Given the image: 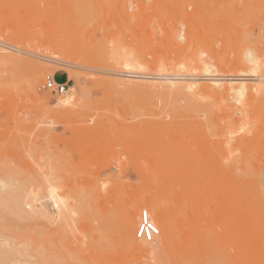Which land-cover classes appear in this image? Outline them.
I'll return each mask as SVG.
<instances>
[{
  "label": "rangeland",
  "instance_id": "rangeland-1",
  "mask_svg": "<svg viewBox=\"0 0 264 264\" xmlns=\"http://www.w3.org/2000/svg\"><path fill=\"white\" fill-rule=\"evenodd\" d=\"M43 30L72 47L73 79L38 43L25 49ZM0 44V264H264V93L251 85L264 81L246 57L264 78V0H0ZM48 76L68 91L45 88ZM239 82L250 99L232 93ZM246 131L263 143L243 155ZM129 207L160 228L146 249L119 235Z\"/></svg>",
  "mask_w": 264,
  "mask_h": 264
},
{
  "label": "bare ground",
  "instance_id": "bare-ground-1",
  "mask_svg": "<svg viewBox=\"0 0 264 264\" xmlns=\"http://www.w3.org/2000/svg\"><path fill=\"white\" fill-rule=\"evenodd\" d=\"M53 29V27H48V30H52ZM48 30H43V32H42V34L44 35L43 37H46L47 39H48V41L46 42V43H42V40H40L39 42H38V40H37V42L36 41H34V42H36V43H30L29 45H28V48H26L27 47V45H25L26 47H25V49H28V50H30V49H35V47L34 46H36V44H37V48L36 49H38V48H43V50L45 51V53L44 54H46V58H43V59H45L46 61H49V62H52V63H57L58 65V70H62V71H65V72H67L68 74H69V78H71V79H73L74 77H76V71H77V69L76 68H78L76 65H72V64H69L68 62H64V61H68V60H71L70 59V50L72 49V47L70 46V45H68L67 43H64L63 41H62V39L60 38V37H58V36H51L50 35V33L48 32ZM36 38V37H35ZM33 42V41H32ZM35 44V45H34ZM0 45H2V46H5L4 44H0ZM23 44H22V46H24ZM42 46V47H41ZM21 47V46H20ZM3 48V47H2ZM24 49V47H21V49ZM9 49V48H8ZM12 50H15V51H17L16 53H23L24 52V50H21L19 47L18 48H11ZM31 50V51H32ZM14 52V51H13ZM42 52V51H41ZM27 53V52H26ZM118 53V52H117ZM117 53H116V55H117ZM9 55H11V57H12V60H13V63L16 65V66H24V65H26L27 63L25 62V61H22L21 59H20V57H18V56H15V55H12V54H9ZM83 55V54H82ZM246 55V54H245ZM59 56H61V58H63L64 57V59H63V61H60V60H62ZM84 56H86V55H84ZM119 56H121V54L119 55ZM75 57V56H74ZM78 57V56H77ZM76 57V58H77ZM89 57V56H88ZM115 57V56H114ZM247 61L248 62H250V63H248V66H252V67H249L250 69H251V73H253L254 75H255V78L257 77L258 79L260 78V80H263L264 81V78H262V75H260V74H255V73H258V71L256 70L255 71V73H254V69H252L253 68V65H251V64H255L256 62H255V59H254V56L252 55V54H250V53H248L247 54ZM73 58V57H72ZM81 58V57H80ZM54 59H59V61L58 60H54ZM81 59H87V58H81ZM42 60V59H41ZM246 60V59H245ZM43 61V60H42ZM85 62H87V61H85ZM48 63V62H47ZM247 64V63H246ZM250 64V65H249ZM14 65V66H15ZM51 65V64H50ZM54 65V64H53ZM59 65H61V66H59ZM55 66H56V64H55ZM131 66V65H130ZM92 67H96L97 68V64H94ZM80 68V67H79ZM175 68H177V67H175ZM242 70H241V68H240V72H235V73H237V75H240V76H248V71H247V69H248V67H244V66H242ZM247 68V69H246ZM76 69V70H75ZM212 69H213V67L211 68V66H206L205 67V73H206V76H210L209 77V79H211V80H213V82L214 81H217V80H220L221 79V74H218V72L217 73H214V72H212ZM194 70V69H193ZM237 71H239V69L237 70ZM203 72V71H202ZM134 73V72H133ZM251 73H249L250 75H251ZM148 74V73H147ZM129 75V74H128ZM127 75V76H128ZM258 75H260V76H258ZM77 76H78V74H77ZM125 76H126V74H125ZM130 76H132V75H130ZM133 76H135V75H133ZM220 76V78H217V77H219ZM139 77V76H138ZM141 77H143V76H141ZM145 77V76H144ZM154 77V76H153ZM156 77H158V76H156ZM78 78V77H77ZM167 78L168 77H166V80H167ZM183 78H185V77H183ZM226 78V77H225ZM236 78V77H235ZM246 78H248V77H246ZM254 78V79H255ZM80 79V78H79ZM126 79V78H125ZM130 79V78H129ZM147 79V78H146ZM168 79H171V78H168ZM186 79V78H185ZM208 79V78H207ZM229 79V78H228ZM239 79H242V78H239ZM245 79V78H244ZM75 80V79H74ZM143 80H145V79H143ZM179 80V79H178ZM190 80H191V78L189 79V82H190ZM223 80V79H222ZM260 80H257V81H260ZM149 81H150V79H149ZM171 81L173 82V86L178 90V88L177 87H179L180 85H178V86H176V82H174L172 79H171ZM79 82V81H78ZM167 83L169 82V81H166ZM178 82H180V81H178ZM245 82V81H244ZM244 82H239L241 85H239V86H237V87H232L231 85V88L233 89V91H232V93L234 92V91H236V92H234V93H236V95H237V98H238V100H240V98H242L240 101H245L244 99L246 98H249L250 99V97H248L249 96V92H247L248 93V95H246L245 94V96L246 97H242L243 95H244V93H246L245 92V90H246V87L245 86H250V85H248V84H246L245 83V85H244ZM261 83H258V85L256 86V84H251L253 87H257L258 88V91H256V90H254L253 92H258V96H260V94H259V92L261 93L262 91H263V93H264V82H262V81H260ZM192 84H194L193 82H191ZM215 83H218V82H215ZM238 83V82H237ZM175 84V85H174ZM178 84V83H177ZM188 85V84H187ZM186 85V86H187ZM214 85V84H213ZM195 86V87H194ZM194 86L193 85H188L187 87H189L190 89L189 90H193L192 88H195L194 90H196V85L194 84ZM197 86H199L198 84H197ZM215 86V88H216V86H218V85H214ZM220 86V85H219ZM168 87V86H167ZM187 87H186V90H188L187 89ZM199 87H202V88H198V90H200V92H202V90L201 89H207V87H208V90L209 89H214V87L213 86H210L209 84H208V86H206L205 87V85L204 86H199ZM209 87H211V88H209ZM226 87V86H225ZM229 86H227L226 88H228ZM180 89H183L184 87L183 86H181V87H179ZM229 90H230V88H228ZM227 89V90H228ZM254 89H256V88H254ZM177 90H175L176 92H178ZM188 90V91H189ZM197 90V91H198ZM226 90V89H225ZM229 90L227 91V93L229 92ZM253 90V89H252ZM184 91V90H183ZM205 91H207V90H205ZM204 91V92H205ZM209 91H214V90H209ZM217 91V90H216ZM179 93V92H178ZM177 93V94H178ZM190 93H192V92H190ZM198 94V92H193V94ZM209 93V92H208ZM216 93V92H215ZM215 93L213 94V95H215ZM218 93V92H217ZM217 93H216V99H219L217 96ZM263 93H261V94H263ZM188 94V93H187ZM186 94V95H187ZM201 95H202V93H200ZM220 95V94H219ZM227 95V94H226ZM254 95H255V93H254ZM190 96H192V95H190ZM221 96H223V95H221ZM220 96V97H221ZM231 96H234L235 97V95H231ZM256 96V95H255ZM193 97V96H192ZM213 97V96H212ZM198 98V97H197ZM236 98V97H235ZM234 98V99H235ZM236 98V99H237ZM256 98V97H255ZM184 99H186V98H184ZM189 99V98H188ZM221 99H222V97H221ZM220 99V100H221ZM223 99L225 100H227V98L226 97H223ZM222 99V100H223ZM248 99V101H250ZM263 99H264V97H263ZM220 100H218V101H220ZM237 100V101H238ZM187 102H188V100H186ZM236 101V102H237ZM247 100H246V103H244V105L246 104V106L248 107V102ZM257 101L258 100H255L254 101V103L253 104H257V105H259V107L257 106L256 108H259V110H263V109H261L260 107H262V105H260V104H262L261 102L258 104L257 103ZM259 101H262L263 103H264V101L261 99V100H259ZM191 102H193V101H191ZM220 102H223V101H220ZM256 102V103H255ZM237 103H240V102H237ZM216 104V103H215ZM241 104H242V102H241ZM198 105V104H197ZM236 106H238L237 108H241V107H239L240 105H237V104H235ZM234 105V106H235ZM194 106V105H193ZM210 106H213L214 107V104H211ZM215 106H217V105H215ZM219 106V105H218ZM235 106V107H236ZM251 106H253V105H250L249 107H251ZM242 109H244L245 108V106H243L242 105ZM248 107V109H250L249 111H251V113H252V111L253 110H255L254 109V107L252 108V110H251V108H249ZM203 109H204V107H202ZM210 108L208 107V109H206V110H209ZM241 109V111H243ZM225 110V109H224ZM228 110V109H227ZM259 110H257V111H259ZM239 111V110H238ZM238 111H235V113H238ZM246 112H244L246 115H248V114H250V113H248L247 114V110H245ZM227 112H229V114H226L227 116L229 115V116H232L233 115V110H232V112H230V111H227ZM264 112V111H263ZM222 113H223V111H222ZM254 113V112H253ZM262 113V112H261ZM260 113V114H261ZM232 114V115H231ZM223 116V115H222ZM221 116V117H222ZM250 115H248L247 117H248V119H251V118H254V119H257L256 118V116H253V117H249ZM260 116H263V114H261ZM245 117V116H244ZM231 117H229V119H230ZM262 118V117H261ZM221 119H223V118H221ZM234 119H237V118H234ZM247 118H245L244 120H246ZM262 119H264V118H262ZM239 120V119H238ZM239 121H241V120H239ZM239 121H237L238 123H239ZM263 121V120H262ZM214 123H215V121H213ZM228 123L229 122H231V120H229V121H227ZM233 122V121H232ZM231 122V123H232ZM237 122H233V123H237ZM257 122H261L260 120L258 121L257 120ZM244 123H246V124H250V121L248 120V122L247 121H244ZM227 123L225 122V125H223L224 126V128L227 126V125H229V124H227ZM240 124V123H239ZM241 124H243L242 123V121H241ZM211 125V124H210ZM210 125H208V126H210ZM232 125V124H231ZM230 125V126H231ZM233 125H235V124H233ZM231 126V127H229V126H227V129L228 130H230V128H232V127H236L238 124H236L235 126ZM244 125V124H243ZM241 126V125H240ZM255 126V128H257L256 126L257 125H254ZM254 126H253V128H254ZM263 126H264V124H263ZM243 127V126H242ZM262 127V126H261ZM223 128V127H222ZM237 128V127H236ZM252 128V127H251ZM253 128H252V130H253ZM254 128V129H255ZM264 128V127H263ZM262 128V129H263ZM249 129V128H248ZM259 129H261V128H259ZM228 130H226V131H228ZM264 131V130H263ZM247 132V131H246ZM255 132V131H254ZM245 132H243V135L241 134V136H244L245 134H244ZM248 134L250 133V132H247ZM257 133V132H256ZM255 133V134H256ZM258 133H261V131H259ZM229 134H231V132H229L228 133V135ZM248 134H246L248 137L250 136V134H252V133H250L249 135ZM254 134V135H255ZM261 134H263V133H261ZM232 135V134H231ZM231 135H229L230 137H232ZM246 135H245V137H240V136H237V139H238V137L239 138H241V139H243L244 138V140H241V141H244V142H248V143H244V142H241V143H236V145H237V147H240V151H241V149L244 147V149L247 147V145H251L252 143L254 144V142L253 141H255V139L258 137V134H256V137L254 136V135H252L251 137H249V138H251L250 139V141H252L251 143H250V141H247L248 139H246V138H248V137H246ZM259 136H261V137H259L260 138V140H262V138H264V137H262L263 135H259ZM234 139H235V137H233ZM252 139H254V140H252ZM259 139H257V141L258 142H261ZM235 141V140H234ZM225 143H227V141L225 142ZM261 143H263V142H261ZM261 143H255L254 145H251V146H249V147H247V148H251L250 149V151L249 152H251L252 150H259L258 149V146L260 147L261 145H257V144H261ZM264 144V143H263ZM226 145H228V144H226ZM236 145H233L234 147H236ZM244 145V146H243ZM256 145H257V147H256ZM229 146V148L230 147H232V148H230V151H234L233 150V146H231V145H228ZM241 146H243L242 148H241ZM253 146V147H252ZM256 147V149H255V147ZM236 147V148H237ZM229 148L228 147H226V149H228L229 150ZM246 148V149H247ZM254 148V149H253ZM225 149V148H224ZM244 149H242V150H244ZM236 150V149H235ZM223 151V150H222ZM227 151V150H226ZM262 151V150H261ZM242 152V151H241ZM245 152H247V151H245ZM249 152H247V153H245V154H249ZM255 152V151H254ZM264 152V151H263ZM213 153V152H212ZM243 153V155H245L244 154V152H242ZM258 153H260V151H258ZM238 157H240L241 155H240V152H238ZM219 155V154H218ZM242 155V158L241 159H244L243 156ZM213 156H214V154H213ZM261 156V155H260ZM234 157V156H233ZM235 158V157H234ZM246 158H248V157H246ZM245 158V159H246ZM252 158H258L257 156H255L254 155V157H252ZM228 159V158H227ZM236 159V158H235ZM251 159V158H250ZM255 159V160H256ZM254 160V159H253ZM230 161V160H229ZM233 161V160H232ZM246 162H249L250 163V161H252V159L251 160H249L248 159V161L247 160H245ZM233 162H235V161H233ZM253 162V161H252ZM262 162V161H261ZM232 163V162H231ZM226 164V163H225ZM234 164V163H233ZM251 165V164H250ZM252 165H253V163H252ZM253 167V166H252ZM257 168V167H256ZM252 171H253V169H251ZM52 171V170H51ZM251 171V172H252ZM254 171H256V170H254ZM53 172V171H52ZM245 172V171H244ZM248 172V171H247ZM50 173V172H49ZM250 173V172H249ZM248 173V174H249ZM257 172H255V174H256ZM252 174V173H251ZM53 175V173H51V176ZM51 176H49V178H51ZM52 181L53 182H55L54 181V179H52ZM51 182V181H50ZM57 185V184H56ZM59 186V185H58ZM59 188H56L52 183H51V185H50V199H52V201L50 200V203H52V207L54 208V210L56 211L57 210V207L59 206V204H60V208L58 209V215L60 216V217H63V215L65 214V210L67 209V203H66V199H65V197L63 196H60L59 195V190H58ZM58 190V191H57ZM54 200H57V202H55ZM153 202H155L154 201V199L153 198H150V199H148L147 200V205H148V207L149 208H152V204H153ZM30 206V205H29ZM155 206V205H154ZM31 207V206H30ZM156 207V206H155ZM131 208L132 207H129V208H127L126 209V211H124V213H122L123 215H122V218H121V220H120V222H119V228L117 229L118 230V232H119V235L121 236V238H123V240H126L128 243H130L131 245H132V247L134 248V249H140V250H142V249H146V246H147V244H144V241H146V240H144V239H142V238H139L138 237V232H139V228H140V223L138 222L139 220H138V214L137 213H132V211L133 210H131ZM160 208V207H159ZM159 208H157L156 207V209H159ZM38 210H40L41 211V209H38ZM144 210H146V211H148L147 209H143L142 210V212L144 211ZM151 211H154V208L151 210ZM142 212H141V215H142ZM40 213H42V212H40ZM57 213V212H56ZM46 214V213H45ZM42 215H44V214H42ZM45 216V215H44ZM167 216V215H166ZM64 217H65V215H64ZM162 217V216H161ZM165 217H162V219L163 220H161V221H163V222H165V223H167V221H166V219H164ZM169 218V217H168ZM159 219H161L160 217H159ZM63 220V219H62ZM140 220H141V218H140ZM157 220V219H156ZM169 220V222H168V224H166V225H168V228H167V231H166V235H165V237H166V239H165V241H170L171 240V238H172V236H173V228H174V226H172L173 224L171 223V222H173V221H171L170 219H168ZM138 223H139V225H138ZM159 224H161V223H158V225ZM165 225V226H166ZM160 226V225H159ZM164 226V227H165ZM160 227H162V228H164L163 227V225L161 224V226ZM163 237H164V235H163ZM164 237V238H165ZM147 242H149V241H147ZM150 243V242H149ZM150 245H151V243H150ZM148 247V246H147Z\"/></svg>",
  "mask_w": 264,
  "mask_h": 264
},
{
  "label": "built area",
  "instance_id": "built-area-1",
  "mask_svg": "<svg viewBox=\"0 0 264 264\" xmlns=\"http://www.w3.org/2000/svg\"><path fill=\"white\" fill-rule=\"evenodd\" d=\"M44 87L59 94L68 91L69 85L66 82H57L53 77L48 76ZM160 234V228L151 219L148 211L144 210L141 215L138 237L152 242Z\"/></svg>",
  "mask_w": 264,
  "mask_h": 264
},
{
  "label": "crops",
  "instance_id": "crops-1",
  "mask_svg": "<svg viewBox=\"0 0 264 264\" xmlns=\"http://www.w3.org/2000/svg\"><path fill=\"white\" fill-rule=\"evenodd\" d=\"M55 77H56V79H57V77H58V74H56V76H55ZM57 80H58V79H57ZM59 81H64V80H59Z\"/></svg>",
  "mask_w": 264,
  "mask_h": 264
}]
</instances>
